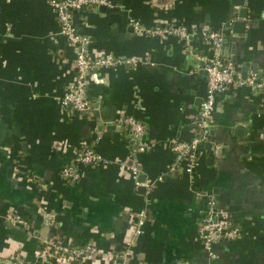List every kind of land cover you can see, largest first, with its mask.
<instances>
[{"label":"crops","instance_id":"obj_1","mask_svg":"<svg viewBox=\"0 0 264 264\" xmlns=\"http://www.w3.org/2000/svg\"><path fill=\"white\" fill-rule=\"evenodd\" d=\"M108 1L111 8L85 7L74 16L76 30L90 39L91 55L148 61L90 72V107L71 115L58 98L73 81L75 48L60 35L47 0H0V258L26 264H264L262 97L247 86L218 94L214 140L210 149L199 143L203 154L193 181L164 174L171 142L194 135L191 121L205 86L195 54L207 51L195 35L185 43L147 33L170 23L205 30L206 21L207 30L223 33L221 52L240 75L258 76L264 74V0H242L240 7L229 0ZM239 8L245 19L233 17ZM236 20L245 23L239 35L224 28ZM124 117L141 122L151 144L135 152V175L128 169L132 144L119 122ZM83 146L103 161L80 166L75 184L60 182V166ZM147 179L153 182L148 194L140 185ZM207 196L239 231L233 241L213 243L210 256L198 237ZM48 240L68 248L89 245L98 255L43 259ZM125 251L129 256L121 261Z\"/></svg>","mask_w":264,"mask_h":264},{"label":"built area","instance_id":"obj_2","mask_svg":"<svg viewBox=\"0 0 264 264\" xmlns=\"http://www.w3.org/2000/svg\"><path fill=\"white\" fill-rule=\"evenodd\" d=\"M47 4L54 12L60 35L75 48L73 81L65 87L58 98L60 105L68 106V110L72 113L71 115L84 112L90 107L87 96V79L90 72L99 68L119 66L123 63L129 65L147 63L148 60H140L135 57L123 60L110 54L91 55L88 47L90 39L76 30L74 16L85 7H90L94 10L99 6L111 8L112 4L108 0H47ZM131 25L135 28L137 27L134 22H131ZM147 33L149 35H173L185 43H188L189 37L195 35L198 36L207 51L206 54H195V59L200 63V68L205 71V86L198 109L191 121L194 135L188 141L173 140L171 142L172 160L167 165L164 173L169 175L180 173L192 182L203 154L198 145L200 142L207 141L216 96L232 86H247L251 92L262 97L264 112V77H258L252 72H249L245 78L241 77L234 61L224 56L221 52L222 38H224L221 31H192L186 26L170 23L162 28H149ZM119 122L124 125L132 144L130 150L132 161L128 169L135 175L137 173L134 164L135 152L148 149L151 144L144 141V128L141 122L131 117H124ZM101 161H103L102 158L92 150L91 146H83L72 159L60 166L57 176L58 180L64 184H75L79 178L80 166L98 164ZM162 177L163 174L158 175L155 181H161ZM140 185L145 193L148 194L153 182L147 179ZM206 206V212L200 220L198 237L202 248L210 256V247L213 243L222 240L233 241L237 238L239 231L237 228L230 226L227 213L215 207L211 196L206 197ZM142 218L143 214L139 213L135 222L134 236L139 235ZM58 255H63L67 261H80L89 256L98 255V252L89 245L68 248L50 240L42 244L41 258L53 260ZM128 256V252L125 251L121 261H125ZM0 264L26 263L18 257H14L9 259L0 258ZM174 264L190 263L176 261Z\"/></svg>","mask_w":264,"mask_h":264},{"label":"water","instance_id":"obj_3","mask_svg":"<svg viewBox=\"0 0 264 264\" xmlns=\"http://www.w3.org/2000/svg\"><path fill=\"white\" fill-rule=\"evenodd\" d=\"M230 4L233 5V6H238L240 7L241 4H242V0H229ZM104 6H99L98 7V10H103ZM246 10L244 8H239V10L235 13H233V17H238V18H241V19H245L246 18ZM244 21L243 20H236L234 21L233 23H231V25H229V23H225L224 24V28L225 30H228L227 28L230 26L231 28V33L233 34H242L243 32V29H244ZM205 26H203V29L207 30L206 29V25H207V22L205 21L204 23ZM222 42L225 43V38H222ZM202 73L205 75V71L202 70ZM258 77H264V74H257ZM241 77L244 78V74L243 72L241 73ZM212 117H215V114L212 115ZM208 134H209V137L207 138V141L204 142L207 146L208 149L211 148V145L213 143V140H214V137H213V129L212 127L209 128V131H208ZM141 190V189H140Z\"/></svg>","mask_w":264,"mask_h":264}]
</instances>
